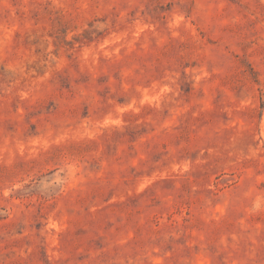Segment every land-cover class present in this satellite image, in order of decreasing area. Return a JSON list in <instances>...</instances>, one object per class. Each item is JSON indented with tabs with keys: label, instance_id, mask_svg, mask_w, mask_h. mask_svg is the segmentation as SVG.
I'll return each instance as SVG.
<instances>
[{
	"label": "rangeland",
	"instance_id": "374dc122",
	"mask_svg": "<svg viewBox=\"0 0 264 264\" xmlns=\"http://www.w3.org/2000/svg\"><path fill=\"white\" fill-rule=\"evenodd\" d=\"M0 264H264V0H0Z\"/></svg>",
	"mask_w": 264,
	"mask_h": 264
}]
</instances>
